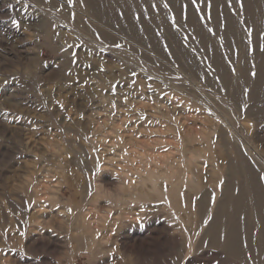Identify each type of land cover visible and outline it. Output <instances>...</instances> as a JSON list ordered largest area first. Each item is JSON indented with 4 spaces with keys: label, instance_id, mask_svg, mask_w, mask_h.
<instances>
[{
    "label": "rangeland",
    "instance_id": "1",
    "mask_svg": "<svg viewBox=\"0 0 264 264\" xmlns=\"http://www.w3.org/2000/svg\"><path fill=\"white\" fill-rule=\"evenodd\" d=\"M263 22L264 0H0V264H264L254 203L248 262L199 247L236 147L264 187Z\"/></svg>",
    "mask_w": 264,
    "mask_h": 264
},
{
    "label": "bare ground",
    "instance_id": "2",
    "mask_svg": "<svg viewBox=\"0 0 264 264\" xmlns=\"http://www.w3.org/2000/svg\"><path fill=\"white\" fill-rule=\"evenodd\" d=\"M262 27L264 30V22ZM262 82L263 80H258L255 83V93L262 89ZM242 144L244 147L245 143ZM231 145L234 148L236 147L233 143L229 144V146ZM249 150L252 153L250 147ZM236 151V155L231 156L229 160L230 180L225 190V198L219 203L213 221L199 241V247L201 249H221L226 256L246 263L249 260L251 250L253 254V246L249 238L254 227V222L250 219L253 211V209H250V204H256V209L264 218V187L258 180H253L254 191L261 192V195H255L251 202L249 197L250 188L248 187L247 192L244 182L242 183L243 173L240 172L242 166H247L245 165V156L241 153L239 147H236ZM255 158L259 163L264 164L256 153ZM245 177H247V174H245ZM253 188H251V191H253ZM205 198L202 195L200 202L203 203ZM262 230L264 231V222ZM261 258L263 260V257Z\"/></svg>",
    "mask_w": 264,
    "mask_h": 264
},
{
    "label": "snow or ice",
    "instance_id": "3",
    "mask_svg": "<svg viewBox=\"0 0 264 264\" xmlns=\"http://www.w3.org/2000/svg\"><path fill=\"white\" fill-rule=\"evenodd\" d=\"M73 2V0H69V3H72ZM196 2V0H193V3H195ZM118 47H119V45H117ZM113 106H115V105H113ZM68 211L69 212H71V209H68Z\"/></svg>",
    "mask_w": 264,
    "mask_h": 264
}]
</instances>
